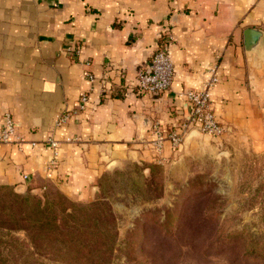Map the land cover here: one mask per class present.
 <instances>
[{
    "label": "crops",
    "instance_id": "0c3cea01",
    "mask_svg": "<svg viewBox=\"0 0 264 264\" xmlns=\"http://www.w3.org/2000/svg\"><path fill=\"white\" fill-rule=\"evenodd\" d=\"M167 27L174 35L173 83L150 95L140 90L138 73ZM247 27L264 30V0H0V128L11 112L25 139L21 147L0 144V185L19 192L57 187L91 201L109 165L159 161L154 132L143 126L158 121L169 131L184 122L191 107L185 92L200 88L214 65L220 82L212 108L228 132L187 137L178 148L166 141L167 167L181 178L220 147L240 150L242 136L264 145V55L253 61L247 54ZM69 47L80 53L71 55ZM82 92L89 103L78 112ZM63 112L71 117L57 125ZM49 136L61 141L56 166Z\"/></svg>",
    "mask_w": 264,
    "mask_h": 264
},
{
    "label": "rangeland",
    "instance_id": "374dc122",
    "mask_svg": "<svg viewBox=\"0 0 264 264\" xmlns=\"http://www.w3.org/2000/svg\"><path fill=\"white\" fill-rule=\"evenodd\" d=\"M260 110L264 115V93ZM240 142V150L220 147L216 157L196 160L181 178L162 155L152 163L115 162L91 201L57 187L30 193L54 199L61 193L69 211L95 202L109 207L118 233L112 264H264V145L253 146L247 136ZM13 254L3 250L7 264H28L26 252Z\"/></svg>",
    "mask_w": 264,
    "mask_h": 264
},
{
    "label": "trees",
    "instance_id": "16d2710c",
    "mask_svg": "<svg viewBox=\"0 0 264 264\" xmlns=\"http://www.w3.org/2000/svg\"><path fill=\"white\" fill-rule=\"evenodd\" d=\"M27 192L0 185V264L8 261L3 250H23L28 264H112L118 233L109 207L95 202L69 211L61 193L54 199Z\"/></svg>",
    "mask_w": 264,
    "mask_h": 264
},
{
    "label": "built area",
    "instance_id": "2783aa9c",
    "mask_svg": "<svg viewBox=\"0 0 264 264\" xmlns=\"http://www.w3.org/2000/svg\"><path fill=\"white\" fill-rule=\"evenodd\" d=\"M160 39L161 42L152 55L148 67L138 73V86L140 90L150 95L169 90L174 78V62L171 55L174 35L167 27L164 28ZM67 51L71 55L77 56L80 53V48L69 47ZM207 73L208 75L200 88L189 89L185 92L187 99L191 103V107L188 118L184 122H181V124L169 131L160 122H154L152 128L154 139L151 141V145L157 156H161L166 141L170 142L174 148H178L185 137L194 129L218 138L227 134V126L217 118L212 108L213 91L215 86L220 82L218 65L210 67ZM86 76L91 82H95L97 79L90 71H87ZM88 103L89 93L82 92L78 100V112L86 110ZM70 117L71 114L69 112L59 114L57 125L67 122ZM24 142L25 139L18 133L17 122L13 114L6 112L0 128V144L13 143L21 147ZM45 143L53 153L50 165L56 166L61 141L53 136H49L45 140ZM24 177L28 179L27 175Z\"/></svg>",
    "mask_w": 264,
    "mask_h": 264
},
{
    "label": "water",
    "instance_id": "95a60500",
    "mask_svg": "<svg viewBox=\"0 0 264 264\" xmlns=\"http://www.w3.org/2000/svg\"><path fill=\"white\" fill-rule=\"evenodd\" d=\"M243 43H244V48L249 55V57L253 61H259L263 55H264V30L257 28V27H247L243 31ZM252 87L255 88V84H252ZM264 86L262 87L261 91H258V95L260 97V102H261V94L263 92ZM154 121L149 122L148 128L143 126L146 130H152L153 128ZM202 132L198 130H192L188 137L192 136H199L201 135ZM187 139V138H186ZM40 188L33 189L32 191H37ZM41 190V189H40Z\"/></svg>",
    "mask_w": 264,
    "mask_h": 264
}]
</instances>
